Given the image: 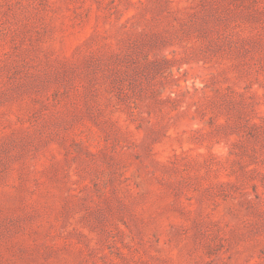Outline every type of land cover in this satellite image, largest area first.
<instances>
[{
    "label": "rangeland",
    "instance_id": "rangeland-1",
    "mask_svg": "<svg viewBox=\"0 0 264 264\" xmlns=\"http://www.w3.org/2000/svg\"><path fill=\"white\" fill-rule=\"evenodd\" d=\"M0 264H264V0H0Z\"/></svg>",
    "mask_w": 264,
    "mask_h": 264
}]
</instances>
